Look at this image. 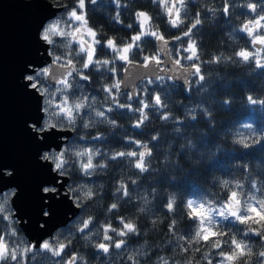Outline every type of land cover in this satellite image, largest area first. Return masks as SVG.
Instances as JSON below:
<instances>
[{
  "label": "clouds",
  "instance_id": "clouds-1",
  "mask_svg": "<svg viewBox=\"0 0 264 264\" xmlns=\"http://www.w3.org/2000/svg\"><path fill=\"white\" fill-rule=\"evenodd\" d=\"M23 3L54 13L18 81L61 134L40 192L75 214L33 239L0 189V264H264V0Z\"/></svg>",
  "mask_w": 264,
  "mask_h": 264
},
{
  "label": "water",
  "instance_id": "water-1",
  "mask_svg": "<svg viewBox=\"0 0 264 264\" xmlns=\"http://www.w3.org/2000/svg\"><path fill=\"white\" fill-rule=\"evenodd\" d=\"M53 14L43 3L0 0V167L12 168L15 173L9 179L0 177V189L19 188L13 203L19 217L28 220L23 227L33 239L64 224L68 213L75 214L65 197L56 200L51 193L44 196L40 192L42 185L54 184L56 178L50 174V166L41 165L36 157L40 149L55 144L61 134L53 133L45 137L44 143L37 142L27 123L39 122V99L27 91L26 85L18 83L27 64H41L43 58L37 52L43 49L36 40V32L43 20ZM46 199L48 204L44 203ZM45 208L51 213L49 218L42 216ZM39 223L46 228L39 229Z\"/></svg>",
  "mask_w": 264,
  "mask_h": 264
}]
</instances>
